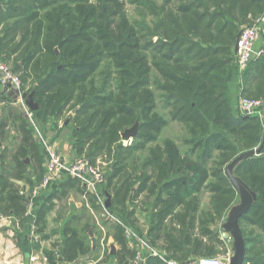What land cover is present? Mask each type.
Returning <instances> with one entry per match:
<instances>
[{"label": "trees", "instance_id": "trees-1", "mask_svg": "<svg viewBox=\"0 0 264 264\" xmlns=\"http://www.w3.org/2000/svg\"><path fill=\"white\" fill-rule=\"evenodd\" d=\"M257 19H264V0H0V63L18 74L43 131L69 120L73 161L85 155L100 168L99 194L110 198L107 211L123 225L103 217L96 197L68 178L40 207L35 232L45 237L55 201L70 194L88 197L95 215L84 205L65 219L63 250L58 259L47 253L51 264L89 254L97 215L115 231L120 263L133 261L137 250L125 226L139 234L136 202L144 194L154 199L146 207L152 246L162 239L168 250L215 257L217 234L209 225L238 200L225 170L262 143L233 175L253 194L239 219L244 264H264V117L243 116L231 99L238 79L240 99L264 100V54L241 70L235 53L239 33ZM255 46L264 49V22ZM2 112L0 216L23 224L29 197L21 183L34 189L43 180L40 142L20 108ZM171 123L185 128V150L165 138ZM135 127L125 145L123 134ZM11 133L14 144L6 146ZM205 192L211 213L201 228ZM146 264L164 262L155 256Z\"/></svg>", "mask_w": 264, "mask_h": 264}, {"label": "crops", "instance_id": "crops-1", "mask_svg": "<svg viewBox=\"0 0 264 264\" xmlns=\"http://www.w3.org/2000/svg\"><path fill=\"white\" fill-rule=\"evenodd\" d=\"M238 87L239 83L237 79L231 87L232 104L237 110L239 104ZM4 89V87L0 86V119H2L3 109L6 110L8 107H21L18 99L10 95L11 90L8 89L7 91H4ZM24 101L26 103V100ZM68 124L69 121L65 120L58 123V135H53V131L55 130L52 128V125H49L44 131V134L46 135L47 141L51 142V145L49 144L50 148L57 151L64 160L71 162L74 160L72 158H75L77 155L70 140L66 142L70 135L67 130L71 126ZM35 138L40 142L39 152L42 156V172L44 177L47 160L45 156L46 148L44 144H47V141L44 139V136L43 140H39V138L36 136ZM0 146L2 147L3 144L0 143ZM27 163L29 164L30 161H27ZM29 172L31 173L33 180H35L33 169L31 170L29 168ZM67 179V176L65 177L62 175L61 178H59L57 181H55V183L45 190H40V185H38L39 183L34 189H32V191H28V193H26L23 189V193L29 197V211L23 224L13 217L0 216V264H51L47 254L51 252H54V257L57 259L59 258V255L61 254H58V251L63 250V228L65 226L64 222H66L64 218L67 217L66 212H64L60 222L56 220L53 222L57 211L62 207V203L60 204V202H68L71 205L73 204L74 206H77V208L73 209L71 214H73L75 210H79L85 205L86 210L95 215L88 199H86L84 195L70 194L63 201H55V208L47 218L45 237H41L35 232V221L40 207L48 199V197L59 191V184L67 181ZM22 184L23 183H21V186ZM86 193H88L87 190ZM96 200L98 204L97 197ZM153 200V198H149L147 194H144L139 198L138 202H136V205L139 206V210L137 211L139 225L138 233L141 235V238L145 239L147 242V246L143 249L142 260H140L138 264H146V260L148 258L155 257L157 255L186 260L182 262L184 264L191 262V260L205 258L207 256V254H204L206 253V250L202 251L201 254H196L189 247H184L181 250H175L173 248L168 250V245L165 244L162 239L158 241L156 240L155 246L151 245L149 241L150 237L148 235L149 224L148 211H146V207L150 203L152 204ZM63 208L65 211H68L66 207ZM95 220L97 228L95 229V232L91 231L89 233V237L91 239V251L89 254L80 256L74 262H66L62 259H59L57 264H121L119 260V255L121 254H117L121 248L115 240V231L106 226L102 227L101 222L99 219L97 220L96 217ZM128 241L131 248H135L136 250L138 249V245L140 244L138 243L137 239ZM157 252L160 254H154ZM30 258H35V262H32ZM135 260L136 258L133 261H129V264H135Z\"/></svg>", "mask_w": 264, "mask_h": 264}, {"label": "built area", "instance_id": "built-area-1", "mask_svg": "<svg viewBox=\"0 0 264 264\" xmlns=\"http://www.w3.org/2000/svg\"><path fill=\"white\" fill-rule=\"evenodd\" d=\"M264 19L254 20L252 26L243 28L238 38V63L241 70H245L249 63L257 60L264 54L263 48H256V42L259 40L260 31L263 25ZM0 86L4 88H9V90L14 91L18 95V101L20 102V108L22 109L24 116L30 122L31 127H33L34 134L43 140L42 129L38 126L33 117V112L30 110L28 105L22 98L23 92L21 91L22 82L20 78L11 71L5 64L0 63ZM239 110L243 116H257L259 118L264 117V103L261 100H254L248 98H241L239 102ZM46 151V166L45 175L39 186L40 190H45L50 187L55 181H57L61 176H67L69 179L79 180L82 186L88 191V193L93 194L98 198V205L101 206L103 210V217L105 216L110 221L122 225V223L111 216L106 207V201L102 200L99 194V186L103 184V174L98 167L90 166L84 160L76 161H66L61 155L50 148L48 144H44ZM123 226V225H122ZM125 226V225H124ZM126 238L127 240L137 239L138 249L135 264H138L142 260L143 249L147 246L145 239H142L136 232H134L129 227H126ZM232 240L231 238H229ZM158 254V253H154ZM164 264H181L173 259H168L167 257L157 255ZM233 256L232 250L228 253L217 256V257H205L197 259L186 264H230ZM32 262H35V258H30ZM184 264V263H183Z\"/></svg>", "mask_w": 264, "mask_h": 264}, {"label": "rangeland", "instance_id": "rangeland-1", "mask_svg": "<svg viewBox=\"0 0 264 264\" xmlns=\"http://www.w3.org/2000/svg\"><path fill=\"white\" fill-rule=\"evenodd\" d=\"M127 10H128V13H129V15L131 16V17H133L134 15H135V13H134V11H133V7L132 6H130L129 4H128V7H127ZM241 33V32H240ZM240 33H239V36H240ZM239 38V37H238ZM11 71H13L12 70V67H11V65H9V64H7V63H4ZM14 72V71H13ZM15 73V72H14ZM16 74V73H15ZM17 76H18V74H17ZM19 77V76H18ZM243 98V97H242ZM250 98V97H249ZM253 99H255V98H253ZM262 100V99H261ZM239 101H240V98H239ZM263 101V103H264V100H262ZM67 121H69V120H67ZM71 126H70V128L67 130V132L70 134L69 135V138L66 140V142L68 141V140H70V142L72 143V124H70ZM69 127V126H68ZM42 134H43V136H44V139L47 141V139H46V135L44 134V131L42 130ZM59 133L57 132V131H53V135H58ZM14 135H15V133H11L10 134V136H8L7 137V139H6V142H5V144L4 145H10L11 144V142L14 144ZM36 135L34 134V137H35ZM185 136H186V131H185V128L182 126V125H180V124H178V123H171V125H170V127L166 130V132H165V138L167 137V138H173L178 144H179V146L181 147V149L182 150H185V148H184V138H185ZM37 137V136H36ZM132 139H133V137L132 138H130V139H127V138H125L124 137V134H123V140H124V144L125 145H129V144H131L132 143ZM47 144L49 145H51V142L50 141H47ZM73 144V143H72ZM263 144V143H262ZM262 144H261V146H262ZM49 145V146H50ZM14 146V145H13ZM259 147V148H256V149H254L253 151H257V150H259L260 148H262V147ZM252 151V152H253ZM251 152V151H250ZM44 153H45V151H44ZM247 153H249V152H247ZM244 154H246V153H244ZM45 156H46V153H45ZM85 158H86V156L85 155H83L82 157H80V159L81 160H84V161H86L85 160ZM72 159H74V158H72ZM103 167H104V164H103ZM105 168V167H104ZM227 168H228V166H227ZM227 168H226V170H227ZM226 170H225V174H226ZM33 171H34V169H33ZM232 174H233V171H232ZM226 176H227V174H226ZM233 176V178L235 179V180H237L238 182H240V183H242L241 181H239L234 175H232ZM228 177V176H227ZM229 178V177H228ZM42 182V181H41ZM41 182H39V184L38 185H40L41 184ZM231 184L232 185H234L232 182H231ZM22 188H24V191L26 192V193H28V191H32V188L30 187V186H24L23 184H22ZM250 192V191H249ZM251 193V192H250ZM252 194V193H251ZM86 199H88V197H86ZM102 200L104 201H106L107 200V197H106V194H105V196H103L102 197ZM62 203V207L57 211V213H56V217L53 219V222L56 220V221H58V222H60V219H61V217L63 216V214H64V212H66V215H67V217H65L64 219H67V218H69L70 216H71V212L73 211V209H75V208H77V206H74L73 204L71 205V204H69L68 202H60V204ZM241 203H242V201H241V197H240V195L238 194V200L229 208V210L226 212V214H225V216H224V218L222 219V220H218L216 223H214V224H210L209 225V228L211 229V230H213L216 234H217V239H216V244H214L213 243V246H215V248H216V256L215 257H217V256H221V255H224V254H226V253H228V250L229 251H231L232 250V244H233V240H230L229 238H231V234L224 228V226L228 223V221H229V218H230V212L232 211V209H234L235 207H238V206H240L241 205ZM71 205V206H70ZM63 207H66L67 209H68V211H65V209L63 208ZM200 209H201V213H200V217L206 222V224H205V226H203V227H201V228H207V220L209 219V214L211 213V211H210V194L209 193H207V192H205V193H203L202 195H201V206H200ZM102 212H103V210H102ZM60 214H62V215H60ZM97 218L99 219V215H97ZM169 223V222H168ZM172 225V224H171ZM137 227L139 228V225H137ZM199 229H200V226L198 227ZM196 233H198V230L196 231ZM200 237V236H199ZM205 239V242H207V238L205 237L204 238ZM232 239V238H231Z\"/></svg>", "mask_w": 264, "mask_h": 264}, {"label": "water", "instance_id": "water-1", "mask_svg": "<svg viewBox=\"0 0 264 264\" xmlns=\"http://www.w3.org/2000/svg\"><path fill=\"white\" fill-rule=\"evenodd\" d=\"M238 52V46L235 47V53ZM9 88H5L4 91H7ZM10 95L18 99L17 93L14 91L10 92ZM22 98L26 100V104L30 108L32 112L36 109V105L33 103V101L30 99V97L27 98V95L23 94ZM137 134V128H132L124 133V137L127 139H130L134 137ZM260 152V149L257 151H251L249 153L243 154L240 157L236 158L227 168L226 174L230 178L231 182L234 184V187L238 191V194L241 197V205L238 207H235L230 212V218L228 223L224 226V228L231 234V238L233 240L232 244V252L233 256L231 259L230 264H244L245 258H246V245L245 240L242 235V231L239 225V219L248 212L252 202H253V194L249 192L247 187L243 184L238 182L233 178L232 171L237 163L242 161L245 158H248L250 156H253ZM110 205V198H107L106 200V207Z\"/></svg>", "mask_w": 264, "mask_h": 264}]
</instances>
